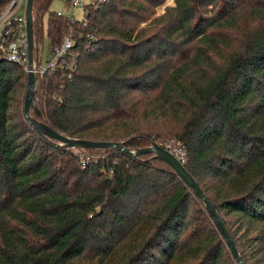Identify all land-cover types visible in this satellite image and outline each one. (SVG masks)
<instances>
[{"label":"trees","instance_id":"trees-1","mask_svg":"<svg viewBox=\"0 0 264 264\" xmlns=\"http://www.w3.org/2000/svg\"><path fill=\"white\" fill-rule=\"evenodd\" d=\"M53 2L33 1L34 43L71 34L79 69L38 78L31 117L131 149L175 141L244 264H264V0H175L145 26L166 0H107L86 25ZM27 87L0 64V264H237L167 162L44 137L19 112Z\"/></svg>","mask_w":264,"mask_h":264},{"label":"built area","instance_id":"built-area-1","mask_svg":"<svg viewBox=\"0 0 264 264\" xmlns=\"http://www.w3.org/2000/svg\"><path fill=\"white\" fill-rule=\"evenodd\" d=\"M59 1L64 3L65 8L56 10L58 16H61L67 22L81 21L74 17L75 10L81 8L85 12V17L81 22L86 25L88 7L98 6L107 0ZM27 5L28 0H10L0 15V64L13 62L22 67L28 75L33 72L37 77V82L38 78H46L48 80L55 74H61L63 79L73 80L79 69V53L75 48V39L71 34H65L60 43L50 44L47 53L42 52V54L39 47L41 43L36 44L34 46L33 65L32 68L30 67ZM167 149L174 153L178 159L182 160V163H185L186 156L181 148H179V152ZM85 153L86 150L81 155L83 164L89 161Z\"/></svg>","mask_w":264,"mask_h":264},{"label":"water","instance_id":"water-1","mask_svg":"<svg viewBox=\"0 0 264 264\" xmlns=\"http://www.w3.org/2000/svg\"><path fill=\"white\" fill-rule=\"evenodd\" d=\"M33 1L28 0L27 5V26H28V38H29V55H30V67L32 68L34 61V30H33ZM36 84L37 77L33 72H30L28 75V87L25 95L24 103V113L27 120L31 125L44 137H49L59 141L62 145L73 148H114L118 151L138 156L141 154L151 153L153 157L162 159L167 162L180 176V178L185 182V184L195 193V195L201 199L205 205L206 209L213 219L217 229L223 236L228 247L230 248L233 257L235 258L237 264H244L243 258L240 254V251L232 237L229 229L227 228L225 222L223 221L221 215L219 214L215 204L210 199V197L205 193L203 188L199 185L194 176L188 171L185 164L182 163V160L169 151L162 144L153 142L150 146L131 149L126 146L125 142H110L105 140H88V139H79L74 137H69L63 133L57 131L52 126L44 122H38L31 117L30 110L33 104L35 94H36Z\"/></svg>","mask_w":264,"mask_h":264},{"label":"rangeland","instance_id":"rangeland-1","mask_svg":"<svg viewBox=\"0 0 264 264\" xmlns=\"http://www.w3.org/2000/svg\"><path fill=\"white\" fill-rule=\"evenodd\" d=\"M174 6H175V0H166V2L163 5H160L159 7H156L154 9V15L151 17V19H149L147 22H145L142 25L145 26L148 22H151V20L153 18L163 15L169 7H174ZM51 8H52L53 11L54 10H59V9H64L65 5H64V3L62 1L54 0ZM202 14H203V16H202L203 18H202L201 21L204 23L205 22L204 19L207 17V15H206V13H202ZM74 17H75V19L82 21L84 19V17H85L84 10L81 9V8H78L77 10H75ZM39 47H40L41 53L42 52L43 53H47L49 51L50 39H49V37L47 35H45V38H44L43 42L41 43V45ZM26 92H27V90H26ZM26 92L24 93V95H26ZM24 95H23V98H22V103L20 104V108H19V112L22 113V114H23V111H24V103H25V96ZM38 97H39V99H38ZM33 104H36L37 106H40V108H42L44 103L42 102V98L40 96L36 95ZM154 142H157V143H160V144L162 143L160 141H154ZM163 146L169 148L172 151H178L179 152V146L176 144L175 141L171 142V140H169ZM85 154H86V157L89 159V162L91 160L104 159V158L107 157V155L105 153H102V152H90V151L86 150ZM150 157L151 156H146L145 158H150ZM192 207H193V211H194V217L197 218L199 222H201V225L204 228L209 229L211 224L209 225L207 223V221L205 220V215H206L207 211L204 208L203 204L199 200L196 199V201L195 200L192 201ZM203 210H204V212H203ZM227 220L230 223H232L234 221V216L227 217ZM212 224H214V223H212Z\"/></svg>","mask_w":264,"mask_h":264}]
</instances>
